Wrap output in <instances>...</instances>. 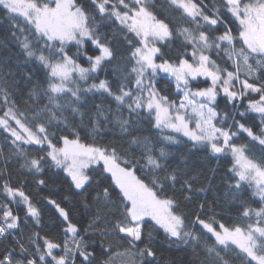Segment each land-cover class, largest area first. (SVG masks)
Instances as JSON below:
<instances>
[{
	"label": "snow or ice",
	"instance_id": "snow-or-ice-1",
	"mask_svg": "<svg viewBox=\"0 0 264 264\" xmlns=\"http://www.w3.org/2000/svg\"><path fill=\"white\" fill-rule=\"evenodd\" d=\"M4 24L0 264H162L160 239L199 264H264V0H0ZM197 154L227 162L219 186ZM13 157L41 188L62 173L87 224L46 196L60 232H44ZM221 188L232 223L208 203Z\"/></svg>",
	"mask_w": 264,
	"mask_h": 264
},
{
	"label": "trees",
	"instance_id": "trees-1",
	"mask_svg": "<svg viewBox=\"0 0 264 264\" xmlns=\"http://www.w3.org/2000/svg\"><path fill=\"white\" fill-rule=\"evenodd\" d=\"M7 25L4 24L0 26V58L8 57L13 54L15 51L14 46L9 45V48H4L3 43L8 41V33L6 31ZM113 47L117 50L118 59L126 55L125 45L122 42V37L117 33L113 39ZM122 62V61H121ZM163 87V82L161 83ZM31 87V85H28ZM27 99L26 94H18L16 96L17 105L21 110L25 108V100ZM99 102V101H97ZM221 109L224 108V100L221 98L220 101ZM139 134L142 136H149L153 139L156 138L157 133L151 126L147 123L141 124L139 126ZM84 135V133H82ZM6 134L0 130V153H3V156L7 157L10 155L12 148L8 141L5 139ZM117 132H109L108 135L103 137L104 143L114 142L117 145L121 143V141L117 138ZM85 142H91V138L87 135H84ZM253 152L259 154V148L253 147ZM194 159L200 161L204 165L206 179L204 183L207 184L209 180L215 176V179L212 181L214 186H219L221 184V177L224 176L227 167L229 166L227 162L224 160L216 161V160H207L203 154H197ZM230 159V158H228ZM5 168V161L3 158H0V170ZM213 169H216L215 173H213ZM7 171L9 173L10 179L12 183L16 186H20L21 182H24V190L27 194H29L36 204L38 208H40L42 212V221H43V231L47 232L50 236H57L60 232L59 224L60 221L57 218L58 214L55 212V209L47 204V201L44 199L46 196H50L52 199L57 200V202L61 203L63 207H65L72 215V218L76 221H79L81 224L86 225L88 220V213L85 212L84 205L81 197L71 196L66 183L63 180V174L60 173L57 175L58 170H49L47 167L45 168V172L41 178H44L47 181L46 187H39L35 183V179L31 175H28L23 170L20 169V164L18 162V158H12L7 164ZM223 188H221L220 193H216L215 191H210L207 193L208 203H213L215 207V211L220 212L224 217L226 222L232 223L237 213L235 209L230 208V201H224L223 199ZM219 195V201H215L214 197ZM70 197L68 200H65V197ZM248 197L246 196L245 199ZM255 207L256 205H252ZM181 210L185 212L194 211L193 205H185L183 199L181 198ZM21 217H23V212L20 213ZM231 216L233 219H227V217ZM25 233H27L28 229H24ZM63 238L62 236L60 237ZM158 251V255L162 257V264H199V260L196 255L193 254L192 249H184V250H176V246L173 245L169 248L168 244L164 242L162 239L155 245ZM236 264H239L237 261Z\"/></svg>",
	"mask_w": 264,
	"mask_h": 264
},
{
	"label": "rangeland",
	"instance_id": "rangeland-1",
	"mask_svg": "<svg viewBox=\"0 0 264 264\" xmlns=\"http://www.w3.org/2000/svg\"><path fill=\"white\" fill-rule=\"evenodd\" d=\"M203 86V85H202Z\"/></svg>",
	"mask_w": 264,
	"mask_h": 264
}]
</instances>
